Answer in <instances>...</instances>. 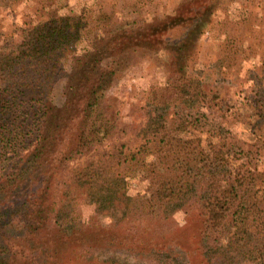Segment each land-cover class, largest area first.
<instances>
[{"label": "trees", "instance_id": "16d2710c", "mask_svg": "<svg viewBox=\"0 0 264 264\" xmlns=\"http://www.w3.org/2000/svg\"><path fill=\"white\" fill-rule=\"evenodd\" d=\"M97 3L51 11L18 40L0 35V264H264V189L260 174L228 163L233 136L208 129L215 142L195 150L153 111L137 139H122L104 102L113 74L104 59L152 46L171 24H194L203 3L119 27ZM163 87L152 105L202 94L193 78L171 76ZM137 174L145 186L129 192ZM108 205L120 215L103 222ZM104 250L138 260L93 254Z\"/></svg>", "mask_w": 264, "mask_h": 264}, {"label": "rangeland", "instance_id": "374dc122", "mask_svg": "<svg viewBox=\"0 0 264 264\" xmlns=\"http://www.w3.org/2000/svg\"><path fill=\"white\" fill-rule=\"evenodd\" d=\"M97 2L99 0H0V35L10 34L18 40L24 29L31 30L38 21L47 19L51 11L64 16L88 7L92 12L99 5ZM102 2L108 12L114 13L113 27L128 26L140 18L154 25L163 16L176 15L179 7L203 3L204 13L194 24L188 20L171 24L152 46L130 44L132 46L104 59L107 68L113 70L104 90L105 106L119 128L126 129L122 139H137L139 131L144 129L145 119L153 111L170 124L171 134H181L195 150L206 151L207 143L215 142L207 134L208 129L216 127L219 134L232 135L236 145L229 152L228 163L241 171L260 174L256 187L264 189V109L259 108L260 104L264 105V0ZM171 76L193 78L201 85L202 94L193 102L167 108L152 105L148 96L164 88ZM62 84L61 79L53 84L54 101L59 100ZM126 182L129 192L145 186L139 174L127 178ZM119 215L118 207L108 205L101 220L105 222ZM174 217L182 222L181 212H176ZM93 254L98 259L112 257L129 263L138 260L118 250L94 251Z\"/></svg>", "mask_w": 264, "mask_h": 264}]
</instances>
